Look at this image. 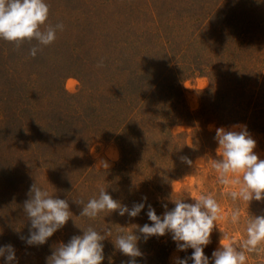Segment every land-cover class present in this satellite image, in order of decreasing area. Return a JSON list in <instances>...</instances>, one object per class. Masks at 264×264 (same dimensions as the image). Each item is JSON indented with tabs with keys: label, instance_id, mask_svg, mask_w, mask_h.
Segmentation results:
<instances>
[{
	"label": "rangeland",
	"instance_id": "374dc122",
	"mask_svg": "<svg viewBox=\"0 0 264 264\" xmlns=\"http://www.w3.org/2000/svg\"><path fill=\"white\" fill-rule=\"evenodd\" d=\"M45 3L41 29L64 25L54 42L17 48L0 38V246L11 244L18 264H46L82 229L111 228L102 264H122L130 258L114 241L152 223L149 204L162 216L172 199L191 203L202 193L221 209L205 255L220 242L239 245L250 215L264 214V201L248 206L227 195L234 188L218 183L214 137L217 128L246 126L264 159V0ZM35 182L66 199L73 215L45 244L29 246L20 237L31 226L23 205ZM100 188L129 208L146 196L145 208L134 218L118 211L79 216L83 205L74 201L87 203ZM237 207L241 218L233 224ZM137 246V264H175L193 251H179L170 233L141 236ZM245 254L246 264H264V242Z\"/></svg>",
	"mask_w": 264,
	"mask_h": 264
},
{
	"label": "clouds",
	"instance_id": "9594fccd",
	"mask_svg": "<svg viewBox=\"0 0 264 264\" xmlns=\"http://www.w3.org/2000/svg\"><path fill=\"white\" fill-rule=\"evenodd\" d=\"M48 14L49 6L45 0H0V38L14 42L17 48L25 41L32 40L37 41V45H49L54 42L56 31H62L64 25H49L42 30L41 26L48 19ZM39 50L38 46H33L29 54L35 57ZM214 139L218 144L219 155L212 166L218 174V183L234 188L227 195L233 201L246 202L248 206L253 200L264 201V159L254 152L257 142L246 126L217 128ZM179 159L192 165L187 156H180ZM28 197L23 208L31 226L28 236L20 238L29 246L43 245L72 219L73 214L66 199L50 195L36 182L30 187ZM191 198V203L184 199H172L174 208L169 210L164 204L162 216H158L149 204L146 215L152 223L135 225L131 232L117 235L114 241L115 248L130 258L122 264H137L135 258L142 256L137 246L141 236L147 241L150 237L164 236L166 233L171 234L179 251L193 250L190 256L183 259L177 257L175 264H189V261L191 264H246L245 252L259 251V246L264 242V214L250 215L246 221V238L239 245L231 241L220 242V247L212 252L211 258L206 256L204 248L210 243L213 229L221 219L220 205L211 194L202 193ZM142 201L129 208L114 200L105 188H100L98 195L87 203L74 202L83 205L79 216L94 219L103 211H118L120 216L127 214L134 218L145 208L147 197H142ZM240 218L239 207L234 208L230 213V221L237 224ZM82 230V235L72 236L66 244L60 243L46 258V264H102L105 259L102 241L110 237L111 228L98 231L89 226ZM0 257L5 259V264H18L11 244L0 246Z\"/></svg>",
	"mask_w": 264,
	"mask_h": 264
},
{
	"label": "trees",
	"instance_id": "16d2710c",
	"mask_svg": "<svg viewBox=\"0 0 264 264\" xmlns=\"http://www.w3.org/2000/svg\"><path fill=\"white\" fill-rule=\"evenodd\" d=\"M137 85H138V84H137ZM137 85H136V86H137ZM136 86H135V87H136ZM138 89H139V87L137 86V87H136V90H138ZM137 92H138V91H137Z\"/></svg>",
	"mask_w": 264,
	"mask_h": 264
}]
</instances>
